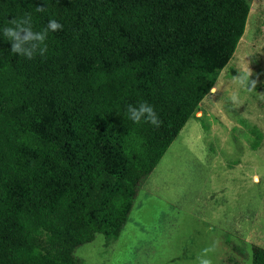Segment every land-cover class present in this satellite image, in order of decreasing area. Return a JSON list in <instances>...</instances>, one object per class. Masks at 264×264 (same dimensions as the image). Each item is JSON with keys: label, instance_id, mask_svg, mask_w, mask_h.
Here are the masks:
<instances>
[{"label": "trees", "instance_id": "16d2710c", "mask_svg": "<svg viewBox=\"0 0 264 264\" xmlns=\"http://www.w3.org/2000/svg\"><path fill=\"white\" fill-rule=\"evenodd\" d=\"M249 12L250 0H0V264H83L78 246L120 237Z\"/></svg>", "mask_w": 264, "mask_h": 264}, {"label": "rangeland", "instance_id": "374dc122", "mask_svg": "<svg viewBox=\"0 0 264 264\" xmlns=\"http://www.w3.org/2000/svg\"><path fill=\"white\" fill-rule=\"evenodd\" d=\"M199 108L142 181L120 237L76 248L83 264H250V244L264 247V0H250ZM248 126L262 134L256 150Z\"/></svg>", "mask_w": 264, "mask_h": 264}, {"label": "water", "instance_id": "95a60500", "mask_svg": "<svg viewBox=\"0 0 264 264\" xmlns=\"http://www.w3.org/2000/svg\"><path fill=\"white\" fill-rule=\"evenodd\" d=\"M213 89V87L211 88V90Z\"/></svg>", "mask_w": 264, "mask_h": 264}]
</instances>
